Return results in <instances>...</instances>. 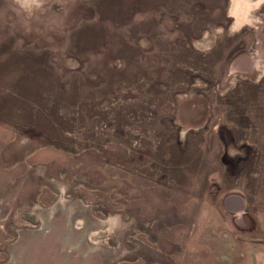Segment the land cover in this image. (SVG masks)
I'll use <instances>...</instances> for the list:
<instances>
[{"label":"rangeland","instance_id":"obj_1","mask_svg":"<svg viewBox=\"0 0 264 264\" xmlns=\"http://www.w3.org/2000/svg\"><path fill=\"white\" fill-rule=\"evenodd\" d=\"M230 2L0 0V264H264V1Z\"/></svg>","mask_w":264,"mask_h":264},{"label":"crops","instance_id":"obj_2","mask_svg":"<svg viewBox=\"0 0 264 264\" xmlns=\"http://www.w3.org/2000/svg\"><path fill=\"white\" fill-rule=\"evenodd\" d=\"M233 2L229 3V10L232 7V3L235 6V10H233V15H231V27L235 28V30H241L246 23L241 20V18H246L247 16H251L250 12H245L243 10L249 3H254L257 1L264 0H231ZM245 9V8H244ZM254 48L250 50L249 53H244L237 56L233 60L232 67L234 69H249V72H254L256 69H264V27L256 26L254 28ZM224 207L229 212L234 215L243 214L245 209V201L240 195H233L230 197H226L223 201Z\"/></svg>","mask_w":264,"mask_h":264}]
</instances>
